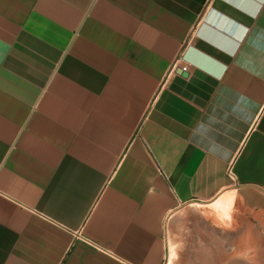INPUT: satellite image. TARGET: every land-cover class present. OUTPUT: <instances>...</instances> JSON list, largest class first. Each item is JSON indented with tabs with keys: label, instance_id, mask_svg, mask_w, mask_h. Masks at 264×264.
Listing matches in <instances>:
<instances>
[{
	"label": "crops",
	"instance_id": "obj_1",
	"mask_svg": "<svg viewBox=\"0 0 264 264\" xmlns=\"http://www.w3.org/2000/svg\"><path fill=\"white\" fill-rule=\"evenodd\" d=\"M188 232L264 264V0H0V264H166Z\"/></svg>",
	"mask_w": 264,
	"mask_h": 264
},
{
	"label": "rangeland",
	"instance_id": "obj_2",
	"mask_svg": "<svg viewBox=\"0 0 264 264\" xmlns=\"http://www.w3.org/2000/svg\"><path fill=\"white\" fill-rule=\"evenodd\" d=\"M212 203V202H211ZM211 203H202V204H192L190 205V209H193L195 211L197 208H203V213L205 208L207 207L206 205H210ZM228 202H219L218 204L214 205L213 207L216 208L217 210H220V212L222 213V217L216 213H212L211 210L208 208L206 209L207 211V217L206 220H208V222H214L217 223L219 225H222L224 227V229L233 227L234 222H235V213H236V205H235V201L234 199H231V201L229 202V205L227 204ZM198 212H202L201 210H199ZM188 222H187V227L186 230H189L188 228ZM187 235H190V237H185V241L182 240V242L180 243V245L178 247H172L170 249V255L168 256V259L166 261V264H193L191 263V261H189V249H188V245L190 242H192V245H196L194 244L195 242L197 243V240L193 239V236H191V232H188ZM190 241V242H189ZM191 245V244H190ZM192 249V248H191ZM187 251L185 256L187 257V260L190 262H186L184 260L183 251Z\"/></svg>",
	"mask_w": 264,
	"mask_h": 264
},
{
	"label": "water",
	"instance_id": "obj_3",
	"mask_svg": "<svg viewBox=\"0 0 264 264\" xmlns=\"http://www.w3.org/2000/svg\"><path fill=\"white\" fill-rule=\"evenodd\" d=\"M177 72H178V74H180V75H182L184 77H187L188 76V73L186 71H184L183 68L177 69Z\"/></svg>",
	"mask_w": 264,
	"mask_h": 264
},
{
	"label": "built area",
	"instance_id": "obj_4",
	"mask_svg": "<svg viewBox=\"0 0 264 264\" xmlns=\"http://www.w3.org/2000/svg\"><path fill=\"white\" fill-rule=\"evenodd\" d=\"M183 69H184V71H186V72H187V67H183Z\"/></svg>",
	"mask_w": 264,
	"mask_h": 264
},
{
	"label": "bare ground",
	"instance_id": "obj_5",
	"mask_svg": "<svg viewBox=\"0 0 264 264\" xmlns=\"http://www.w3.org/2000/svg\"><path fill=\"white\" fill-rule=\"evenodd\" d=\"M200 209V208H197V210Z\"/></svg>",
	"mask_w": 264,
	"mask_h": 264
}]
</instances>
